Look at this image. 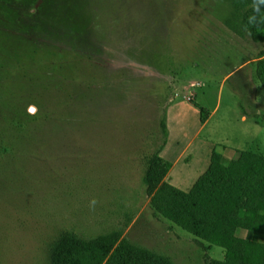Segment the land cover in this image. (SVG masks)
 <instances>
[{
  "label": "rangeland",
  "instance_id": "374dc122",
  "mask_svg": "<svg viewBox=\"0 0 264 264\" xmlns=\"http://www.w3.org/2000/svg\"><path fill=\"white\" fill-rule=\"evenodd\" d=\"M239 18L227 0H0V264H49L65 232L223 259L150 207L144 174L163 118L181 190L213 150L264 155V44Z\"/></svg>",
  "mask_w": 264,
  "mask_h": 264
},
{
  "label": "trees",
  "instance_id": "16d2710c",
  "mask_svg": "<svg viewBox=\"0 0 264 264\" xmlns=\"http://www.w3.org/2000/svg\"><path fill=\"white\" fill-rule=\"evenodd\" d=\"M240 13L241 25L254 42L264 44V4L254 0H227ZM255 16V21L250 18ZM239 17V16H238ZM239 18V19H240ZM256 78L264 91V57L256 63ZM193 102V100H191ZM203 124L207 109L194 103ZM162 140L147 161L144 174L150 207L196 242L223 250V259L207 256V264H264V155L235 149L226 163L212 151L207 169L188 191L165 180L171 163L160 156L167 141L166 120L160 122ZM238 229L258 238L241 237ZM49 264H175L169 257L121 239L116 232L83 239L65 232L53 242Z\"/></svg>",
  "mask_w": 264,
  "mask_h": 264
},
{
  "label": "crops",
  "instance_id": "0c3cea01",
  "mask_svg": "<svg viewBox=\"0 0 264 264\" xmlns=\"http://www.w3.org/2000/svg\"><path fill=\"white\" fill-rule=\"evenodd\" d=\"M212 115H213V111L212 112H210V115H209V117H208V119L202 124V126L203 125H205V124H207L208 122H209V120H210V118L212 117ZM244 118V117H243ZM243 120H245V118L243 119ZM212 153V152H211ZM211 156V155H210ZM181 158H182V153L171 163L170 161V163H171V168H170V170H169V172L167 173V175H166V177H165V180L167 181V182H170L169 180H170V174H171V172L173 171V169L178 165V163H179V161L181 160ZM232 158V157H231ZM230 158V159H231ZM165 159V158H164ZM209 165V164H208ZM207 165L205 164V166H204V171L207 169ZM204 171L202 172V173H200V175L201 174H203L204 173ZM200 175H198V177L200 176ZM197 177V178H198ZM197 178H196V180H197ZM195 180V181H196ZM180 182H181V180H180ZM194 184V183H193ZM175 186V185H174ZM192 187V186H191Z\"/></svg>",
  "mask_w": 264,
  "mask_h": 264
},
{
  "label": "clouds",
  "instance_id": "9594fccd",
  "mask_svg": "<svg viewBox=\"0 0 264 264\" xmlns=\"http://www.w3.org/2000/svg\"><path fill=\"white\" fill-rule=\"evenodd\" d=\"M261 4H264V0H254V5H253L254 10L258 12ZM254 21H255V16L250 18V22H254ZM37 111L38 110L35 106H29V108H28V112L31 115L36 114Z\"/></svg>",
  "mask_w": 264,
  "mask_h": 264
}]
</instances>
